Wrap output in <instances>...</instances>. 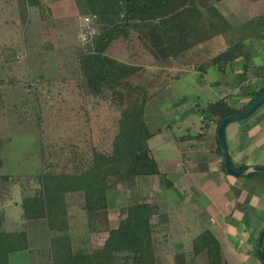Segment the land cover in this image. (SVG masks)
Returning a JSON list of instances; mask_svg holds the SVG:
<instances>
[{
    "label": "rangeland",
    "instance_id": "rangeland-1",
    "mask_svg": "<svg viewBox=\"0 0 264 264\" xmlns=\"http://www.w3.org/2000/svg\"><path fill=\"white\" fill-rule=\"evenodd\" d=\"M1 1L8 3V0ZM75 1L77 15L65 21L50 19L45 5L42 9L31 8L24 15L13 12L10 3L5 6L2 2L0 6V179L6 175L16 181L12 196L19 202L22 186H26V189L31 186V193L32 189L38 188L37 177L42 168L57 173H76L90 167L95 150L110 154L113 139L118 133L119 120L125 114L123 107L128 106L130 99H140L141 96L138 91L134 93L120 87L111 88L97 97L88 94L80 70V56L89 52L90 47L93 48L100 30L95 26L96 32L88 36L85 40L87 43L79 39L80 24L85 17L82 9H86V6L81 0ZM216 1L195 2L203 7L205 3L219 4L220 0ZM231 1L236 3L231 9L243 14L240 20H246L249 15L254 18L237 27L227 43H243L245 47H242V53L247 56L242 60L249 62V65L257 61L264 65V0H248V7H238L236 0ZM240 3H244V0H240ZM43 17L46 19L42 20ZM141 37L142 34L137 30H132L128 38L114 41L106 55L119 62L144 67V71L135 78H129L130 82L128 78L125 81L131 85L146 86L144 88L150 94L155 91L160 94L151 99L146 107L150 127L156 129L161 122V126L166 122V116L161 109L158 110L162 98H166L163 90L165 83L177 76L178 72L184 71V68L199 62L203 64L216 56L222 47V38H213L181 59L154 64L156 59L144 47ZM156 76L160 77L153 81ZM210 78L217 80L218 76ZM157 84L161 86L157 88ZM144 179H140L135 188L118 184L109 192L108 214L101 213L98 216L97 221L102 223L98 229L103 230L108 222L112 227H117L122 208L150 200L159 206L158 215L153 218L157 226L155 239L160 244L155 252L157 264H176L177 255L182 254L187 264H207L202 254L199 257L194 255L192 242L177 246L176 243H181L186 233L178 230L186 221L175 222L177 215L172 213V198L164 199L161 206L158 203L157 195L163 190L160 187L161 180L153 178L152 181L151 178L146 182ZM26 192L28 196V190ZM67 204L70 222L68 233L73 250L87 254L102 248L107 234H91L89 218L83 209L84 194H70ZM6 215L4 229L20 230V206L13 203L6 209ZM196 234H192V239L198 236ZM50 238L49 233L46 239H39L45 242L40 254L44 259L36 264H52ZM183 241L186 240L183 238ZM36 242L35 246L38 245ZM17 264H29V260L21 258Z\"/></svg>",
    "mask_w": 264,
    "mask_h": 264
},
{
    "label": "trees",
    "instance_id": "trees-1",
    "mask_svg": "<svg viewBox=\"0 0 264 264\" xmlns=\"http://www.w3.org/2000/svg\"><path fill=\"white\" fill-rule=\"evenodd\" d=\"M27 1L29 7H43L40 0ZM81 1L86 6L82 12L85 16L96 15L94 25L100 30L93 48L90 47L89 52L80 56V70L86 91L97 97L111 88L120 87L134 93L138 91L141 96L140 99H130L128 106L123 107L125 114L119 120L118 133L113 139L110 154L95 150L90 167L76 173H57L42 168L37 177L38 188L32 189L33 194L30 196L24 195L27 187L22 186L24 197L20 206L25 224L20 230L10 232L4 229L6 218L0 209V264H10L13 253L28 250L26 223L39 219L46 220L48 224L52 264H157L155 252L160 244L156 242L157 226L153 223L159 211L157 203L153 204L149 200L126 206L121 209L117 228H111L108 222L103 230L98 229L102 223L97 218L101 213L108 214V194L118 184L135 188L140 179L161 176L149 147V140L157 130L150 127L146 109L148 102L160 94L156 91L150 94L144 88L146 86L129 83L132 77L144 71V67L119 62L106 55V51L114 41L126 39L132 30H137L142 34L144 47L155 57L154 64L172 62L213 38L221 37L225 31H231L215 3H205L202 7L197 5L196 0ZM242 47H245L243 43H236L203 64L196 63L189 69L194 68L204 74L214 68L221 74L225 73L238 59L246 58ZM245 63L244 69H247L249 62ZM185 70L178 72L171 80L178 79ZM159 77H154L153 81ZM127 78H130L129 82L125 81ZM262 95L264 87L256 93L254 102L246 109L235 110L227 101L219 100L200 111L207 115L208 120H215L219 130L225 118L245 112ZM219 152L223 156L221 149ZM239 169L247 171L245 167ZM0 181V197L6 199L16 181L6 175L1 176ZM165 184L169 185L167 179ZM74 193L84 194L83 209L89 218L91 234H107L102 248L87 254L73 250L68 233L67 197ZM192 250L195 256L205 253L207 264H226L221 245L210 230H204L195 237ZM184 257L183 254L177 255L176 264H187Z\"/></svg>",
    "mask_w": 264,
    "mask_h": 264
},
{
    "label": "crops",
    "instance_id": "crops-1",
    "mask_svg": "<svg viewBox=\"0 0 264 264\" xmlns=\"http://www.w3.org/2000/svg\"><path fill=\"white\" fill-rule=\"evenodd\" d=\"M236 1L238 7L249 6L248 0H244V3ZM2 2L0 0V6L3 5ZM40 2L49 11L50 19L65 21L77 15L75 0ZM233 2L224 0L217 4L218 10L231 27V31L224 34L226 38L221 36L222 47L219 53L233 46L227 43V39L231 38L236 28L254 18L249 15L246 20H240L243 14L231 9L236 4ZM9 3L17 14L24 15L34 8L29 7L27 0H8L4 5L8 6ZM242 59H238L233 67L222 74L214 68L204 74L194 68H184L185 72L178 79L165 83L163 90L166 98H162L158 110L161 109L166 116V122L163 126L161 122L155 129L156 134L149 140V147L158 163L161 176L145 177L144 180H161L160 187L163 190L157 195L158 203L161 206L164 199L172 198V213L177 215L175 222L186 221L178 230L186 232L183 234L186 241L181 238L182 242L176 243L177 246L192 242V234L197 233V236L199 232L210 230L221 245L226 264H263L258 253V243L264 230V173L252 172L257 167L264 168V105L252 116L229 123L225 130L232 166L237 171L244 172L243 177L227 172L223 156L219 152L217 122L208 120L207 115L200 111L219 100L227 101L235 110L246 109L254 102L256 93L264 87V65L257 61L244 69L246 63ZM210 76L218 78L211 79ZM240 167H245L247 171L240 170ZM165 179L169 185L165 184ZM15 185L16 183L12 185L11 193L6 199L0 197V209L6 218L5 227L6 209L13 203L20 206L27 194L25 192L23 195L21 187V200L16 201L12 196ZM29 188L28 194L32 195ZM1 191L0 181V195ZM22 216V223L18 228L25 224ZM110 227L117 228L118 225ZM26 228L29 249L13 253L10 264H17L21 258H27L29 264H36L44 259L40 254L45 242L40 240L46 239L49 234L47 221H29ZM35 242L38 245L35 246ZM35 247L38 251L34 250ZM201 256H204L205 261L208 260L205 253Z\"/></svg>",
    "mask_w": 264,
    "mask_h": 264
},
{
    "label": "water",
    "instance_id": "water-1",
    "mask_svg": "<svg viewBox=\"0 0 264 264\" xmlns=\"http://www.w3.org/2000/svg\"><path fill=\"white\" fill-rule=\"evenodd\" d=\"M263 105H264V95H262L256 101V103L254 105H252L245 112L240 113V114H236V115L229 116V117L225 118L221 122V125H220L219 130H218V140H219V145H220L221 152L223 154V159H224V163H225L226 170L231 175H234L236 177H243V176H245V173L242 172V171H237L232 166L231 158H230V154H229V150H228V147L226 145V140H225V130H226V127H227V125L229 123H232V122H235V121H239V120H243V119H245L247 117L252 116ZM252 173L253 174H261V173H264V168L257 167V168L254 169V171ZM263 243H264V230L262 231V233L260 235L259 243H258V253H259V257H260L262 263L264 264Z\"/></svg>",
    "mask_w": 264,
    "mask_h": 264
},
{
    "label": "built area",
    "instance_id": "built-area-1",
    "mask_svg": "<svg viewBox=\"0 0 264 264\" xmlns=\"http://www.w3.org/2000/svg\"><path fill=\"white\" fill-rule=\"evenodd\" d=\"M97 19L96 15L93 16H85L82 18V23L80 25V34H79V39L83 42H86L88 36L91 35L93 36L96 32L95 30V21Z\"/></svg>",
    "mask_w": 264,
    "mask_h": 264
}]
</instances>
